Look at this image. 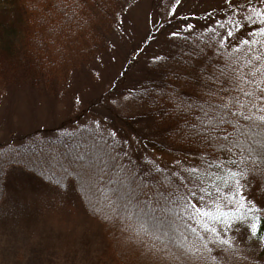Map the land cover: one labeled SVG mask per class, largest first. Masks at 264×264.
I'll use <instances>...</instances> for the list:
<instances>
[{"label":"trees","instance_id":"trees-1","mask_svg":"<svg viewBox=\"0 0 264 264\" xmlns=\"http://www.w3.org/2000/svg\"><path fill=\"white\" fill-rule=\"evenodd\" d=\"M135 3L136 0H0V87L17 82L49 90L68 88L75 70L83 63L103 60L114 50L112 37L130 17ZM150 6L151 19L157 18L155 26L159 30L154 33L149 28L131 63H143L141 67L146 64L147 69L135 75L127 65L123 76L114 82L124 96H111L99 103L111 104L103 107L108 110L107 118L117 126L99 120L90 123L103 126L74 129L70 123L47 131L34 130L16 146L15 142L0 144V205L5 196V169L21 165L50 186L64 191L73 186L89 212L109 230L110 252L116 262L155 264L145 258L152 253L175 258L179 247L159 236L163 230L152 228L155 220L119 196L124 188L142 183L147 185V196L140 197L141 206L147 200L156 209L152 215L167 218L189 264H223L220 255L239 264H264V230L259 238L247 231V249L238 248L222 235L228 233L225 222L235 224L242 218L245 224L260 227V220L248 210L249 204L240 206L236 202L239 196L232 174L239 169L248 181L259 183L262 200L252 206L264 207V158L242 153L223 139L213 143L194 135L200 115L195 105L206 107L209 99L201 79L207 74L196 69H219L225 64L243 68L255 62L264 54V34L260 31L264 24L248 23L247 29L255 35L240 36L242 20L224 0H201L198 5L192 0H151ZM209 14L211 19L207 18ZM33 15L36 18H31ZM241 15L246 19L248 13ZM184 17L189 18L192 29ZM225 30L233 32V36L222 40ZM244 40L249 43L245 45ZM160 41L165 43L164 49L157 44ZM19 137L17 140L22 138ZM227 147H232L231 153ZM155 152L194 158L200 168H171ZM232 160H237V165H232ZM157 189L165 195L173 193L171 202L161 199L166 210L156 204ZM189 189L196 193L195 200L188 197L189 203L196 204L203 196L206 207H199L209 216L200 217L180 202ZM145 211L151 213L150 208L145 207ZM212 228L216 232L209 230ZM225 240L229 243H222Z\"/></svg>","mask_w":264,"mask_h":264},{"label":"rangeland","instance_id":"rangeland-1","mask_svg":"<svg viewBox=\"0 0 264 264\" xmlns=\"http://www.w3.org/2000/svg\"><path fill=\"white\" fill-rule=\"evenodd\" d=\"M200 2L192 0L194 5ZM150 5L151 0H136L128 14L130 17L113 33L111 41L114 50L103 60L83 63L75 70L68 88L49 90L17 82L0 87V93L3 92L0 94L3 95L0 99V144L8 146L15 142L16 146L34 130L47 131L69 126L70 123L74 124V129L103 126L101 123H90L99 120L106 125L117 126L118 123L112 124L110 117L107 118L108 110L103 107L111 104L99 103L111 96L119 99L124 96L114 82L123 76L127 65L128 71L135 75L147 69L146 64L141 67L143 63H131L149 28L154 33L159 30L155 26L157 18L151 19L153 10ZM246 30L240 27L238 34L244 36ZM157 44L165 48V43L160 41ZM135 127L140 130L139 125L135 124ZM19 136L22 138L17 140ZM83 151L91 154L87 148ZM154 155H159L174 169L186 171L200 168V163L194 158L160 152ZM101 162L105 160L101 159ZM260 190L257 181H247L243 191L249 197L248 204L259 203ZM158 219L163 223L153 222L152 228L162 229L159 236L164 240L171 239L179 250L174 252L175 258L152 253L145 259L155 264H189L187 253L174 238L175 231L167 218ZM222 229L220 226L219 230ZM108 235L105 224L89 212L73 186L65 191L50 186L21 165H10L5 169V196L0 205V264H119L110 252ZM222 235L238 248L245 246L247 249L249 246L248 232L237 229L234 234L228 229V233ZM220 257L223 264H239L229 256Z\"/></svg>","mask_w":264,"mask_h":264},{"label":"snow or ice","instance_id":"snow-or-ice-1","mask_svg":"<svg viewBox=\"0 0 264 264\" xmlns=\"http://www.w3.org/2000/svg\"><path fill=\"white\" fill-rule=\"evenodd\" d=\"M224 3L229 10L235 11L240 17L242 20L241 27L246 29L248 23L253 25H256L257 22L264 24V0H237L236 3L233 0H224ZM242 13H248L246 19L241 15ZM207 18L211 19V14ZM182 19L189 29L194 27L191 23H188V17ZM197 19L199 18L197 17ZM210 31H214V29H210ZM260 31L261 34H264V29H260ZM173 34L175 35V33ZM247 34L255 35V32L252 29H247ZM232 36L233 32L225 30V35L221 39H229ZM244 43L247 45L249 41L244 40ZM262 61H264V54H261L255 62L246 63L243 68L239 65L225 64L224 68L219 69L210 70L207 66L196 69L199 73L207 74L202 76L201 79L204 80V87L208 89L204 95L208 96L209 99L206 101V107L203 104L195 105L199 109L200 115L197 117L199 125L195 127L194 135L213 143L223 139L228 145L240 149L242 153L246 151L249 156L256 155L264 158V62ZM214 99L218 102H213ZM191 107L189 106V111H191ZM229 128H231V131H229ZM258 136L261 138L257 139ZM241 137H243V143ZM232 147H227L229 153H231ZM237 163V160L231 161L232 165H237ZM232 175L239 201H236V195H233L232 199L243 206L247 204L249 199L243 191V188L247 187L248 178L239 169ZM129 183H134V181H129ZM228 190L231 191L232 189L229 188ZM154 195L159 198L156 200V204L166 210V205H161V199L171 202L169 198L173 193L168 192V195H165L164 192L157 189ZM120 196L126 198L128 204L138 208L144 216H150L159 224L163 223V221L152 215L156 209L152 207L151 202L145 200L144 207L141 206L140 197L147 196L146 184L141 183L136 184L135 187H126L120 192ZM189 196L193 200L196 199V193L191 189L180 197V202L186 208H191L193 213L200 217L210 215L208 211L199 207L200 204H205L206 207L203 196L196 204L189 203ZM209 198H211V194H209ZM247 206L253 217L260 220L259 228L255 223L245 224L244 218L235 224L225 222V227L234 234L237 229L242 232L250 230L251 234L259 238L261 231L264 230V215L258 214L264 213V207L253 208L250 204ZM145 207L150 208L151 213L146 212ZM209 230L216 232L215 228ZM222 243L227 244L229 241L225 240ZM176 258L178 259V257Z\"/></svg>","mask_w":264,"mask_h":264}]
</instances>
